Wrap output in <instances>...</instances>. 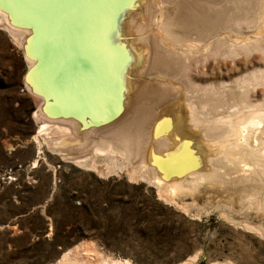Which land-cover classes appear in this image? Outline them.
<instances>
[{
  "label": "rangeland",
  "instance_id": "obj_1",
  "mask_svg": "<svg viewBox=\"0 0 264 264\" xmlns=\"http://www.w3.org/2000/svg\"><path fill=\"white\" fill-rule=\"evenodd\" d=\"M113 12L121 109L96 128L142 112L172 132L194 108L222 134L233 117L258 116L264 0H120ZM6 26L0 18V264H57L70 249L62 264H264L263 175L250 188L227 164L212 186L199 179L195 191L171 192L148 175L141 151L125 154L106 134L115 152H98L104 138L92 126L71 125L62 142L63 132L40 127L25 40ZM201 131L188 132L203 143Z\"/></svg>",
  "mask_w": 264,
  "mask_h": 264
},
{
  "label": "bare ground",
  "instance_id": "obj_2",
  "mask_svg": "<svg viewBox=\"0 0 264 264\" xmlns=\"http://www.w3.org/2000/svg\"><path fill=\"white\" fill-rule=\"evenodd\" d=\"M119 1L0 0V18L7 23L6 27L12 34L23 36L25 40V57L30 67L27 85L39 98L42 109L40 127H53L54 131L63 132L66 139L62 142L65 143L69 140L67 137L71 134V125L78 130L81 126H92L91 129L97 130L100 138H104L101 144L98 143L99 146L94 147L98 152H115L110 143L103 147L107 143L106 134L115 138L118 144L124 145L121 151L125 154L141 151L143 160L140 163L150 171L148 175L151 174L156 185L171 192L196 190L199 179L207 180L212 186L227 164L241 170L242 173L237 176L238 181L244 184L249 182V185H253L250 188L257 187L256 177L260 174L264 177V106H257L258 116L246 111L243 116L241 113V116L233 117L234 121L229 119V126L226 125L222 134L219 128L222 125H205L196 116L194 108L193 115L191 110L179 113L178 123L172 132L166 131L169 122L161 119V116L152 119L151 115L142 112L132 117L128 114L126 117L121 115L115 118L120 115L117 114L109 119L108 124H103L101 129L96 128L98 120H105L117 108L121 109L118 67L125 58L117 48L111 50L110 46L114 41L113 35L115 40L119 38L116 37L112 21L113 10ZM218 94L222 95L221 89ZM204 101H200L202 105H209L205 103L207 100ZM183 127L188 128L187 131ZM144 130L148 133L145 134ZM200 130L205 143L196 142L195 138L192 140L188 132L200 133ZM207 164L208 168H201ZM259 201L261 204L262 200ZM70 250L57 264L65 262L61 260L65 259ZM87 264L99 262L89 261ZM100 264L110 263L103 260ZM111 264L133 263L117 260Z\"/></svg>",
  "mask_w": 264,
  "mask_h": 264
}]
</instances>
